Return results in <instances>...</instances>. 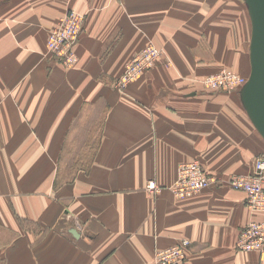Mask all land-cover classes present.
Masks as SVG:
<instances>
[{
	"label": "crops",
	"instance_id": "crops-1",
	"mask_svg": "<svg viewBox=\"0 0 264 264\" xmlns=\"http://www.w3.org/2000/svg\"><path fill=\"white\" fill-rule=\"evenodd\" d=\"M244 3L0 0V264H155L157 248L182 238L187 264H264L236 246L264 214L224 183L254 171L264 137L240 89L201 82L247 70ZM69 9L85 15L72 67L47 46ZM149 43L163 56L116 88ZM191 160L219 181L180 199L167 186Z\"/></svg>",
	"mask_w": 264,
	"mask_h": 264
},
{
	"label": "built area",
	"instance_id": "built-area-1",
	"mask_svg": "<svg viewBox=\"0 0 264 264\" xmlns=\"http://www.w3.org/2000/svg\"><path fill=\"white\" fill-rule=\"evenodd\" d=\"M84 22V14L75 9H69L48 34L49 52L66 67H72L78 60L76 45ZM164 53L162 47L149 43L127 63L117 78L115 87L126 90ZM247 78L230 69L222 68L215 73L206 75L201 82L213 91H235L241 89ZM254 165L253 173L234 174L224 183L234 189L245 191L248 194V207L253 212L264 214V151L257 156ZM218 181L215 175L206 171L199 160H191L178 166L177 177L168 188L175 197L184 199L217 184ZM147 190L152 194H157L162 190V186L151 179L147 183ZM189 243V239L184 238L172 247L158 249L155 255L156 264H186ZM237 247L240 250L264 253V218H254L245 225L238 238Z\"/></svg>",
	"mask_w": 264,
	"mask_h": 264
},
{
	"label": "water",
	"instance_id": "water-1",
	"mask_svg": "<svg viewBox=\"0 0 264 264\" xmlns=\"http://www.w3.org/2000/svg\"><path fill=\"white\" fill-rule=\"evenodd\" d=\"M244 2L250 14L252 33L249 45L250 72L240 89V96L252 122L264 137V0Z\"/></svg>",
	"mask_w": 264,
	"mask_h": 264
},
{
	"label": "rangeland",
	"instance_id": "rangeland-1",
	"mask_svg": "<svg viewBox=\"0 0 264 264\" xmlns=\"http://www.w3.org/2000/svg\"><path fill=\"white\" fill-rule=\"evenodd\" d=\"M246 8V9H245ZM244 9L245 10H247L248 11V8H247V5H246V3H244ZM248 16H249V18H250V14H249V11H248ZM250 23H251V18H250ZM251 33H252V23L250 24V29H249V39H248V45H247V47H246V50H245V65H246V63H247V70L245 69V73H243V74H241L239 71H237L235 68H233V67H230V66H223V67H221L220 69H222V68H224V69H230V70H232V71H234L235 73H237V74H239V75H242V76H246V77H248V75H249V71H248V65H249V45H250V38H251ZM141 51V50H140ZM138 53V52H137ZM136 53V54H137ZM135 56V55H134ZM133 56V57H134ZM132 57V58H133ZM131 58V59H132ZM243 59V58H242ZM242 59H241V61H242ZM129 61H131V60H129ZM128 61V62H129ZM127 62V63H128ZM127 65V64H126ZM219 69V70H220ZM219 70H216V71H214V72H211V73H215V72H217V71H219ZM211 73H209V74H211ZM208 75V74H207ZM120 76V75H119ZM118 76V77H119ZM205 77V76H204ZM204 77H202L201 79H203ZM263 152V151H262ZM261 152V153H262ZM261 153H259L258 155H260ZM254 171H255V165H254ZM253 171V172H254ZM252 172V173H253ZM151 180V179H150ZM153 180H155V179H153ZM156 181V180H155ZM157 182V181H156ZM160 185V184H159ZM171 185V184H170ZM163 188V187H162ZM167 188H168V186H167ZM146 189H147V184H146ZM169 189V188H168ZM247 199H248V197H247ZM252 220V219H251ZM182 239H184V238H182ZM182 239H180V240H182ZM186 239H188V238H186ZM180 240H178L177 242H179ZM189 241H190V239H189ZM177 242H175V243H173V244H171V245H168V246H162V247H159V248H157L156 249V251L158 250V249H166V248H169V247H172V246H174V245H176V243ZM237 242H238V240H237ZM190 244H191V241H190V243H189V245H188V247H187V258H188V253H189V247H190ZM236 246H237V243H236ZM238 248V247H237ZM239 249V248H238ZM240 250V249H239ZM156 251H155V255H156ZM241 251H245V250H241ZM247 252H250V251H247ZM187 258H186V264H187ZM154 263L156 264V262H155V257H154Z\"/></svg>",
	"mask_w": 264,
	"mask_h": 264
}]
</instances>
